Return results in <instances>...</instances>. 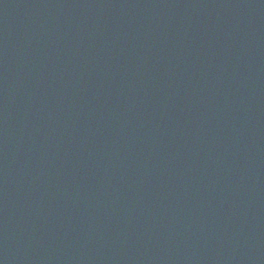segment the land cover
<instances>
[{"label": "water", "instance_id": "95a60500", "mask_svg": "<svg viewBox=\"0 0 264 264\" xmlns=\"http://www.w3.org/2000/svg\"><path fill=\"white\" fill-rule=\"evenodd\" d=\"M0 264H264V0H0Z\"/></svg>", "mask_w": 264, "mask_h": 264}]
</instances>
